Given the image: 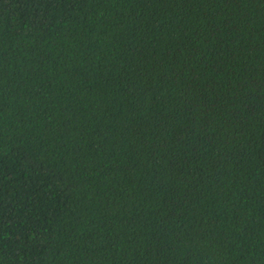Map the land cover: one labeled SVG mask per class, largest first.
<instances>
[{
  "label": "trees",
  "instance_id": "obj_1",
  "mask_svg": "<svg viewBox=\"0 0 264 264\" xmlns=\"http://www.w3.org/2000/svg\"><path fill=\"white\" fill-rule=\"evenodd\" d=\"M0 264H264V0H0Z\"/></svg>",
  "mask_w": 264,
  "mask_h": 264
}]
</instances>
